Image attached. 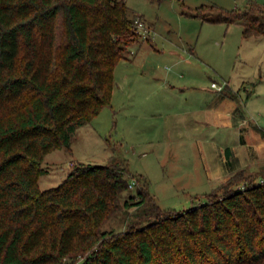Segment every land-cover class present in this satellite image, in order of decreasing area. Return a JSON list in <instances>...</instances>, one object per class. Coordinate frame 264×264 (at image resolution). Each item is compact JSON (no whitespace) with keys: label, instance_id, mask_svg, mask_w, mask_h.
I'll use <instances>...</instances> for the list:
<instances>
[{"label":"trees","instance_id":"trees-1","mask_svg":"<svg viewBox=\"0 0 264 264\" xmlns=\"http://www.w3.org/2000/svg\"><path fill=\"white\" fill-rule=\"evenodd\" d=\"M128 9L125 0H0V264H264V180L245 170L185 210L160 207L147 177L115 160L78 162L40 187L46 155L71 150L111 104L115 66L139 36ZM207 20L264 37L255 1ZM131 205L143 215L106 228Z\"/></svg>","mask_w":264,"mask_h":264},{"label":"rangeland","instance_id":"rangeland-1","mask_svg":"<svg viewBox=\"0 0 264 264\" xmlns=\"http://www.w3.org/2000/svg\"><path fill=\"white\" fill-rule=\"evenodd\" d=\"M250 1L264 5V0H125L139 36L115 66L111 104L77 130L71 150L46 155L49 172L40 177V187L58 185L78 162L115 160L146 176L149 192L164 209L185 210L204 200L216 184L195 138L187 136L203 135L194 131L199 123L191 126L189 114L218 94L212 81L229 80L226 92L236 96L239 90L245 115L264 126V39L244 37L240 23L207 20ZM204 4L203 15H194ZM135 192L131 187L122 199ZM143 211L142 206L124 207L106 228L126 230Z\"/></svg>","mask_w":264,"mask_h":264},{"label":"crops","instance_id":"crops-1","mask_svg":"<svg viewBox=\"0 0 264 264\" xmlns=\"http://www.w3.org/2000/svg\"><path fill=\"white\" fill-rule=\"evenodd\" d=\"M224 82L231 85L229 80ZM244 82L242 80L241 84ZM236 91L235 97L218 91L213 101L189 114L191 126L199 123L194 131L199 130L203 135L197 139L195 133L187 137L195 138L208 177L216 184L212 190L242 170L259 174L260 180L264 176V135L256 127L258 124L245 115L239 99L240 91ZM178 138L179 135L174 133V139Z\"/></svg>","mask_w":264,"mask_h":264},{"label":"built area","instance_id":"built-area-1","mask_svg":"<svg viewBox=\"0 0 264 264\" xmlns=\"http://www.w3.org/2000/svg\"><path fill=\"white\" fill-rule=\"evenodd\" d=\"M140 24H142V23H140ZM138 26H139V24H138ZM211 85H212V87L217 88L219 91H222L226 85V82L219 83L217 81H213Z\"/></svg>","mask_w":264,"mask_h":264}]
</instances>
